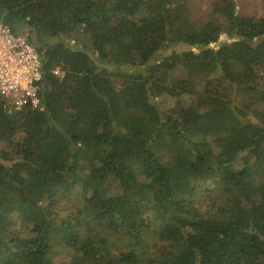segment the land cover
Listing matches in <instances>:
<instances>
[{"label": "trees", "instance_id": "16d2710c", "mask_svg": "<svg viewBox=\"0 0 264 264\" xmlns=\"http://www.w3.org/2000/svg\"><path fill=\"white\" fill-rule=\"evenodd\" d=\"M213 11L221 27L193 29L185 0H0L44 74L42 109L0 95V264H63L59 247L74 264H264V16ZM213 184L228 202L197 208ZM77 187L61 216L56 191Z\"/></svg>", "mask_w": 264, "mask_h": 264}, {"label": "rangeland", "instance_id": "374dc122", "mask_svg": "<svg viewBox=\"0 0 264 264\" xmlns=\"http://www.w3.org/2000/svg\"><path fill=\"white\" fill-rule=\"evenodd\" d=\"M191 10L192 23L191 27L196 28V23H201L206 20H211L215 26L221 27L223 24V19L219 13L213 11V4L217 0H185ZM237 3V8L240 12L246 15L254 16L256 19H259L264 16V0H235ZM225 36L222 35L220 40L224 39ZM71 43L75 46H80L83 44V40L73 39ZM177 47V46H176ZM175 48V47H174ZM167 50L166 52H169ZM165 99V104L169 107L175 109L178 112L181 103H186L190 101V97L186 96L182 101H178L175 98H163ZM9 148L5 143L0 144V158H4L9 155ZM209 190H207L206 185L203 187L201 194L195 197V205L201 210L214 211L217 209V206L222 205L226 202V198L222 190L217 186L209 185ZM80 189L72 188L71 190H58L54 195V203L58 211L63 217L73 218V212H77L78 209L83 205L82 199L79 194ZM82 216V215H81ZM20 226V225H19ZM18 227V226H17ZM86 232V230L84 231ZM93 232H98V227L93 229ZM103 234V233H100ZM105 235V233L103 234ZM106 235L110 239V243L113 245L115 241V235L112 233H107ZM85 237L86 234H83ZM156 237L150 236L148 240L145 241V245L151 247L152 244L156 241ZM119 245L118 243H116ZM76 259V253L68 247H59L58 250L53 255V261L55 263L63 264H74L72 261ZM77 264H80L77 262Z\"/></svg>", "mask_w": 264, "mask_h": 264}, {"label": "built area", "instance_id": "2783aa9c", "mask_svg": "<svg viewBox=\"0 0 264 264\" xmlns=\"http://www.w3.org/2000/svg\"><path fill=\"white\" fill-rule=\"evenodd\" d=\"M53 73L64 76L60 67ZM43 66L28 33H16L0 18V95L14 109H42Z\"/></svg>", "mask_w": 264, "mask_h": 264}]
</instances>
